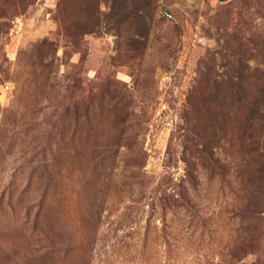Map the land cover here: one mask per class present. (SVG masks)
<instances>
[{
  "label": "rangeland",
  "instance_id": "1",
  "mask_svg": "<svg viewBox=\"0 0 264 264\" xmlns=\"http://www.w3.org/2000/svg\"><path fill=\"white\" fill-rule=\"evenodd\" d=\"M248 112L264 0H0V264H264Z\"/></svg>",
  "mask_w": 264,
  "mask_h": 264
},
{
  "label": "trees",
  "instance_id": "2",
  "mask_svg": "<svg viewBox=\"0 0 264 264\" xmlns=\"http://www.w3.org/2000/svg\"><path fill=\"white\" fill-rule=\"evenodd\" d=\"M254 104V103H253ZM252 110H255V105ZM250 112V108H249ZM208 113L211 119V124H209V130L211 127V132L206 133V135H203L204 139H206V142L204 144V147L201 148V151L204 154V159L208 161L211 165L217 166L220 170V174L224 176V171L226 170V163L224 160L216 154L214 149L220 147V137H215L214 132V126H215V120L216 118L220 116H230L233 117V120H239L240 117H243L241 119V124L243 125V131L242 135H246L248 138V142L251 145L250 150V163L252 165V169L249 171V175L247 179L250 180V187L252 188V194L254 193V199H259V204L262 203L264 200L262 198V194H264V191L262 189V186L264 183L262 182L264 180V147H263V137H264V114L262 113ZM203 115L204 117H207V113H186L185 119L187 124V130L189 133L192 134L191 140L192 144L189 146L191 149L194 146V136L198 135L197 127L199 125V116ZM251 193V191H250ZM259 205H256V207H253L250 211L252 216L258 217L260 219V215L262 210L259 209Z\"/></svg>",
  "mask_w": 264,
  "mask_h": 264
}]
</instances>
